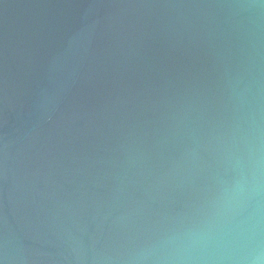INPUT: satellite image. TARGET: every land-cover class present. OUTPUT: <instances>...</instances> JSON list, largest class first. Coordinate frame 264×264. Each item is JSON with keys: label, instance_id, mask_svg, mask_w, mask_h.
<instances>
[{"label": "water", "instance_id": "1", "mask_svg": "<svg viewBox=\"0 0 264 264\" xmlns=\"http://www.w3.org/2000/svg\"><path fill=\"white\" fill-rule=\"evenodd\" d=\"M0 264H264V0H0Z\"/></svg>", "mask_w": 264, "mask_h": 264}]
</instances>
